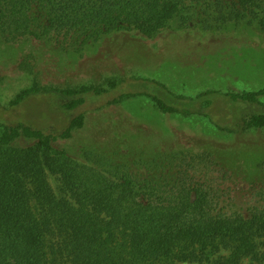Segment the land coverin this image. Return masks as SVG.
<instances>
[{"label":"trees","instance_id":"trees-1","mask_svg":"<svg viewBox=\"0 0 264 264\" xmlns=\"http://www.w3.org/2000/svg\"><path fill=\"white\" fill-rule=\"evenodd\" d=\"M187 0H0V34L8 42L47 38L73 52L116 35L154 38L191 9ZM222 23H258L264 31V0H217ZM207 18L208 11L204 10ZM213 29L209 21H200ZM116 82L110 86L116 88ZM146 93L166 114L207 115L210 100L176 95L161 83ZM105 89H46L34 83L10 102L52 94L56 109L73 110L84 95ZM215 93V92H214ZM213 94V93H211ZM217 95V93H216ZM130 96V95H129ZM264 89L223 94L230 122L244 113L245 128L264 129ZM206 103L203 105V102ZM120 102V101H119ZM216 104V101H213ZM233 105L258 110L234 113ZM233 112V113H232ZM227 114V113H225ZM237 114V115H236ZM230 121V122H229ZM85 124L73 118L63 133L21 123L4 126L0 137V264H264V207L229 211L216 181L189 173L196 165L176 158L157 163L159 176L79 165L54 146ZM224 129V130H226ZM33 141L28 147L16 145ZM160 164V165H158ZM187 166V168L184 167ZM103 167V168H102ZM58 175L61 189L49 182ZM218 184V183H217Z\"/></svg>","mask_w":264,"mask_h":264},{"label":"rangeland","instance_id":"rangeland-1","mask_svg":"<svg viewBox=\"0 0 264 264\" xmlns=\"http://www.w3.org/2000/svg\"><path fill=\"white\" fill-rule=\"evenodd\" d=\"M186 5L191 9L184 13L185 19L177 17L154 38L116 34L78 53L47 38L8 42L0 34V137L4 126L21 123L63 133L73 118L84 114V126L54 146L77 164H103L106 171L121 172L116 166H123L148 178L161 174L157 163L180 155L177 164L185 159L195 164L196 170L189 171L193 177L212 179L229 195V211L247 213L251 207H264V129L247 130L244 113L229 121L226 130L215 122L231 113L224 111L223 94L264 89V31L257 22L251 25L249 18L217 20V0H187ZM202 18L213 29H205ZM111 82L117 83L116 88ZM34 83L49 90L86 85L106 92L84 95V104L73 110L56 109L52 94L10 105ZM156 83L176 95L209 94L204 96L211 101L208 116L163 113L146 94ZM69 102L56 101L61 106ZM243 110L247 114L258 108L233 105L234 113ZM32 144L25 139L16 143ZM49 182L55 191L61 189L58 175L50 173Z\"/></svg>","mask_w":264,"mask_h":264}]
</instances>
